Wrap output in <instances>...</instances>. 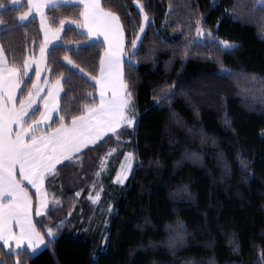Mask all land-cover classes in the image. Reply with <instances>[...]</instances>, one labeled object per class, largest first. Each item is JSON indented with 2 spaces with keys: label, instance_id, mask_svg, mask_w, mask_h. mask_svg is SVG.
<instances>
[{
  "label": "trees",
  "instance_id": "1",
  "mask_svg": "<svg viewBox=\"0 0 264 264\" xmlns=\"http://www.w3.org/2000/svg\"><path fill=\"white\" fill-rule=\"evenodd\" d=\"M141 2L151 23L133 57L138 64L124 65L135 124L86 147L78 161L57 166L58 175L45 185L51 201L60 203L50 201L49 214L34 212V220L39 231L53 228L58 238L35 254L27 247L9 251L0 242L4 264H14L10 253L16 252L22 264H264V10L259 0ZM101 4L120 15L130 49L138 27L129 16L141 24L138 7L133 0ZM0 5V44L8 62L20 64L39 51L40 21L21 26L27 0ZM82 12V5L49 7L46 15L57 28L61 18L82 21ZM81 33L67 24L47 56L50 79L62 80L65 123L99 101L95 82L73 65L98 77L105 44ZM218 41L240 47L226 53ZM222 67L233 75L225 77ZM30 77L35 81L34 71ZM59 123L56 114L46 129ZM127 152L135 165L119 184L114 178ZM93 188L101 190L98 202L90 198Z\"/></svg>",
  "mask_w": 264,
  "mask_h": 264
},
{
  "label": "snow or ice",
  "instance_id": "2",
  "mask_svg": "<svg viewBox=\"0 0 264 264\" xmlns=\"http://www.w3.org/2000/svg\"><path fill=\"white\" fill-rule=\"evenodd\" d=\"M11 2L15 6L20 3V0H11ZM133 3L139 9L142 23L137 26L129 16L130 25L138 27V34L130 41L131 47L127 50L125 26L120 15L111 9H105L101 0H27L29 12L22 13L18 20L23 26V23L29 20L33 10L39 13L44 40L39 48L38 60L28 55L20 64L9 63L4 55L3 45L0 44V241H3L5 247L12 249L15 242L16 249L26 245V250H30V254H35L41 245L47 247L50 243H55L58 238L53 228H45L44 232L37 229L33 219V198L28 188L24 186L25 182L35 189L39 198L35 215L47 216L50 201L45 180L48 176L56 178L57 165L64 166V161L69 163L78 161L79 157L76 153L82 148L88 147L89 144H97L108 133L116 134L117 130L123 126L132 127L135 124L132 86L125 79L124 65L126 60L132 66L138 64L133 57L139 50L138 44L142 43L141 35L145 33V28L151 23V19L141 0H133ZM80 5L84 9L82 13H79L83 20L69 21L61 18L59 27L56 29L52 28L49 18L44 13V9L49 6L59 8ZM257 8L264 10V0H259ZM66 23L86 28L87 32H82V35L99 36L102 33L103 41L107 43L104 56L100 60V75L91 77L99 85V103L84 105L81 114L72 116L70 123H65V117L59 114L62 111L59 102L60 93L64 92L61 79H57L51 85L46 97H41L43 88L29 76V73L33 71V64H36L34 74L39 80L41 75L39 66L46 64L49 55L48 46L51 43L49 33H52L53 39H58ZM197 35H205L202 27L197 28ZM207 35L210 36L211 33L208 32ZM217 43L226 53L235 52L240 47L239 44L229 41ZM83 46L79 45V47ZM52 49L54 54L55 45ZM63 60L72 64L67 55L63 57ZM73 67L81 74L91 76L90 73H84L79 65H73ZM47 70L50 71V69ZM220 71L225 77L233 75L232 70L227 67H222ZM64 79H70V77ZM29 85H31L30 88ZM17 93L21 94L19 101ZM168 94L174 93L170 91ZM38 99L44 100V111H41V105L37 103ZM37 113H39L38 118ZM53 113L57 114L59 126L52 128L50 132L40 131L43 126L52 127L49 122L52 120ZM115 151L111 149L108 155ZM131 157L132 153H128L126 159ZM123 167L121 165L122 169ZM130 170L129 165L128 171ZM17 173L20 174L19 178ZM126 179L127 172L116 177L119 183H123ZM76 195L79 196L80 193L77 192ZM94 200H99V194L94 197ZM51 202L60 203L54 198ZM63 223L64 221H60L56 227L59 228ZM14 228H18V232L14 231ZM107 240L108 238H105V243ZM236 250H239V245H236ZM10 254L16 256L14 264H22L18 252ZM260 255L264 258V252ZM0 264L4 262L0 261Z\"/></svg>",
  "mask_w": 264,
  "mask_h": 264
},
{
  "label": "rangeland",
  "instance_id": "3",
  "mask_svg": "<svg viewBox=\"0 0 264 264\" xmlns=\"http://www.w3.org/2000/svg\"><path fill=\"white\" fill-rule=\"evenodd\" d=\"M23 1H21L20 0V3H18L17 5H15V6H18V5H20L21 3H22ZM29 12V11H28ZM27 13V12H26ZM34 15H37V14H35L33 11H32V14L29 16V20L30 19H32L33 17H34ZM38 15H39V13H38ZM37 15V16H38ZM45 15H46V13H45ZM46 17H47V15H46ZM40 18V17H39ZM28 20V21H29ZM70 21V20H69ZM27 22V21H26ZM25 23V22H24ZM68 23H66L65 24V26L67 25ZM53 29H56V28H54V27H52ZM58 28V27H57ZM81 29V31L82 32H86L85 31V28H80ZM62 33H63V31H61L60 32V34H61V36H62ZM143 35L144 34H142L141 35V39H142V37H143ZM199 37V39L200 40H203L204 38H205V35H202V36H198ZM60 41V40H59ZM52 43L53 42H51L49 45H52ZM58 44H59V42H57ZM57 45V44H56ZM138 46H139V44H138ZM39 52V51H38ZM38 54V53H37ZM36 54V55H37ZM30 55H32V56H36V55H33V54H30ZM72 64H74L73 62H72ZM75 65V64H74ZM40 67V66H39ZM44 69V70H43ZM47 69H49L48 68V65H47V62H46V65L42 68V70H41V81H40V86L43 88V91L40 93V96L42 97V95H43V92L48 88V85L49 84H51L52 83V80L50 79V72L51 71H48ZM33 71H35V68H33ZM32 71V72H33ZM32 72H30L29 73V76H30V74L32 73ZM84 73H86L85 71H84ZM100 74V73H99ZM83 75V74H82ZM85 77H87V78H90L91 79V76H86V75H84ZM92 80V79H91ZM93 82H95V84L97 85V88H99V85H98V83L96 82V81H94V80H92ZM45 82H47V83H45ZM23 86V85H22ZM21 86V87H22ZM51 88V86L49 87V89ZM99 97V96H98ZM41 99H38V104L39 105H41ZM99 103V102H98ZM133 106H134V109H135V104H134V102H133ZM41 108H42V106H41ZM41 111H42V109H41ZM135 115H136V109H135ZM38 118V117H37ZM54 118V117H53ZM46 128H48L47 126H43L41 129H40V131H42V132H50L52 129H50V130H47ZM109 134H112V133H108V135ZM104 137H106V136H104ZM103 137V138H104ZM90 145H92V144H89L88 146H90ZM83 149V148H82ZM81 149V150H82ZM128 153H132V152H127L126 154H125V157H124V159H123V161H122V163H121V165H123L124 167H123V169L121 168V165H120V167H119V169H118V172H117V174H116V176H115V178H114V181L116 182V183H119L117 180H116V177H117V175H123L125 172H127V179L123 182V183H119V184H125L126 183V181L128 180V178L130 177V175L132 174V172H133V168H134V165H135V157H134V155H133V153H132V157L131 158H127L126 159V157H127V154ZM129 165L131 166V170L130 171H128V167H129ZM106 168V165H105V163H104V165H103V169H105ZM34 191H35V189L34 188H32ZM97 194H99V199H100V197H101V190H98V189H96V188H93L92 189V193L90 194V198L92 199V201H94V202H98L99 200H94V197H96V195ZM38 197V196H37ZM49 201H51V198L49 197ZM50 203V202H49ZM42 247L43 246H40V248L39 249H37V251L38 250H40V249H42Z\"/></svg>",
  "mask_w": 264,
  "mask_h": 264
},
{
  "label": "crops",
  "instance_id": "4",
  "mask_svg": "<svg viewBox=\"0 0 264 264\" xmlns=\"http://www.w3.org/2000/svg\"><path fill=\"white\" fill-rule=\"evenodd\" d=\"M21 1H23V0H21ZM11 5H12V2H11ZM49 7H51V6H49ZM49 7H47V8H45L44 9V13H46V10L49 8ZM84 10V9H83ZM29 11V7H28V9H27V11H25L24 13H26V12H28ZM33 12L35 13V14H37L38 15V13L37 12H35L34 10H33ZM37 15H34V17L33 18H38L39 19V21H40V18H39V15L37 16ZM42 29V28H41ZM85 31L87 32V29L85 28ZM42 32H43V29H42ZM89 36V39L90 40H101V41H103V34L101 33L99 36H92V35H88ZM61 34L59 33V38L58 39H53L52 38V33L50 32L49 33V40L51 41V42H53L52 43V45H49L48 46V48H49V50L51 49V47L53 46V45H56V44H58L57 42H59L60 43V41H61ZM43 40H44V32H43ZM60 40V41H59ZM103 43L105 44V49H106V47H107V43L106 42H104L103 41ZM125 48H126V37H125ZM104 52H105V50H104ZM104 52H103V55H102V57L104 56ZM4 55H5V53H4ZM39 56H40V52H38V54L36 55V56H33V58L35 59V60H38L39 59ZM5 57H6V55H5ZM7 58V57H6ZM46 64H41L40 65V70H42V68L45 66ZM33 68H36L37 67V65L36 64H33V66H32ZM44 70V69H43ZM100 75V74H99ZM41 75H40V78H39V80H37V78H35V81L34 82H36V83H38L39 85H40V79H41ZM99 77V76H98ZM55 81L56 80H54V81H52V83L51 84H49L48 85V88L43 92V95H42V97H46L47 96V93H48V91H49V87L52 85V84H54L55 83ZM61 83H62V80H61ZM99 91H100V89L98 88V96H99ZM19 94L20 93H17V100L19 101ZM61 95H62V92L60 93V98H61ZM37 102H38V100H37ZM59 102H60V100H59ZM99 102V101H98ZM41 106H42V111H44V109H43V104H44V100L43 99H41ZM98 104V103H97ZM56 115V113H53L52 114V119H53V117ZM39 117V116H38ZM52 121V120H51ZM51 121L49 122V123H51ZM49 132V131H48ZM93 145V144H92ZM91 146V145H90ZM85 148H83L81 151H83ZM80 151V152H81ZM80 152H78V153H76V155L77 154H79ZM58 166V165H57ZM19 173H17V176H18V178H19ZM24 186L26 187V188H28V191H29V193L32 191L35 195H36V193H35V191L32 189V187H30L29 185H28V183L27 182H25L24 183ZM45 188H46V185H45ZM31 194V193H30ZM33 198V197H32ZM38 203H39V198L37 197V195H36V198H35V200H34V198H33V219H34V212H35V210L38 208ZM14 231H17L18 232V228H14ZM2 244H3V241H0ZM41 246H43L44 247V245H41ZM25 247H27L26 245H22L21 246V248L20 249H22V248H25ZM42 247V248H43ZM7 248V247H6ZM9 251H17V250H20V249H16L15 248V242H13V247H12V249H9V248H7Z\"/></svg>",
  "mask_w": 264,
  "mask_h": 264
}]
</instances>
